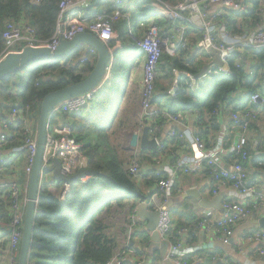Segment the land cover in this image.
Segmentation results:
<instances>
[{
  "label": "trees",
  "instance_id": "obj_1",
  "mask_svg": "<svg viewBox=\"0 0 264 264\" xmlns=\"http://www.w3.org/2000/svg\"><path fill=\"white\" fill-rule=\"evenodd\" d=\"M61 1L0 0V54L5 48L3 34L8 22H28L34 27L38 39L41 41L51 39L56 29ZM165 1L176 3L179 0ZM151 4L152 0H126L121 8L126 17L115 25L113 38L109 42V46L117 50L111 81L100 91L92 110L76 115L73 123L75 137L81 146L82 155L87 159L88 169L96 172L97 176L90 177L87 183L81 180L73 182L64 200L54 195L47 185L42 188L35 216L28 264H108L116 257L118 249L117 240L111 235L113 225L106 222L110 218V213L116 207L125 213L129 221L135 214L139 202L151 199L153 194H159L156 186L160 181L168 179V174L157 175L156 170L148 168H144V173L142 171L140 177L131 175L126 168L128 160L120 155L109 134L118 120L132 112L124 110L121 103V99L124 98L121 92L122 78L125 79L129 75L130 65L135 62V57L131 58L133 47L126 45L129 24L138 26L152 17L154 10ZM251 5L252 10L242 16V20L241 16L225 17L224 21L229 30L241 33L254 29L261 22L260 11L264 7H261L260 0L253 1ZM117 8V5L110 0L107 13L112 14ZM157 23L161 29V35L173 29V23L164 18L158 19ZM186 37L188 38L186 47L180 48L174 56L163 54L161 57L160 74L156 82L158 95L155 103L161 105L167 99L168 103L164 105L168 113L173 116L180 112L196 114V127L199 135L209 143H207L208 146H211L217 140V133L220 131L217 115L224 106H232L233 113L245 114L251 108L252 95L264 94V89L258 84L264 78V52L236 53L228 62L233 72L231 76L213 77L209 81L200 83L197 89L190 87L189 78L181 76L179 90L171 95L169 90L175 80L173 70L177 69L195 76L206 64L202 58L209 57L197 46L202 39L199 30H189ZM83 53L85 55V49L80 48L64 60L50 59L33 62L0 81V127L7 121L9 112L13 108L19 109L30 120L32 117L38 124L42 102L48 94L85 80L93 70L97 56L89 55L87 62L82 63ZM249 55H252L255 60L259 59L260 63L251 65ZM164 81H169V83H164ZM237 94L238 97H236ZM86 112L89 114L84 119ZM249 118H245V121L249 123L250 128L251 117ZM124 119L119 122L120 126H125ZM155 121L157 125L162 126L167 120L159 116L155 117ZM233 125H236L234 127L240 131V123L235 124L233 121ZM17 130H20V126ZM232 139L233 136L229 138V141ZM21 144V133L16 131V135L9 139L5 148L13 150ZM181 145L178 135L165 138L164 149L161 152L155 153L151 149H145L141 151L139 158L149 162L155 158L161 161L157 159L159 157L173 161L176 160L177 146ZM16 155L17 153L9 154L8 167L14 162V160L10 161V158ZM19 155L22 156L20 153ZM238 158L235 154L230 156V159ZM247 162L243 164L247 166ZM259 162L264 169V158ZM152 164L155 163L152 162ZM23 165L24 158H20L15 163L14 169V173L20 176L21 185L26 183ZM210 172L211 169L207 167L204 174L210 178ZM62 184V182L56 183L57 186ZM6 196L7 194L0 192L2 208L0 220L10 223L12 220L10 199L4 198ZM176 214L178 213L175 212L174 215ZM187 220L188 222H184L180 217L178 220L175 219L174 227L169 235L171 243L184 244L188 232L191 244L196 241L197 226L202 220L194 216ZM180 230L187 231V234L184 237L178 236L177 233ZM10 235L9 228H0V240L4 241V245L8 243ZM144 236L148 241L149 236L147 234ZM132 249L128 246L121 255ZM199 257L204 258V262H197ZM217 258L216 253L199 251L194 255L186 256L181 261L188 264H207L208 261L214 262ZM129 263L127 261L124 264Z\"/></svg>",
  "mask_w": 264,
  "mask_h": 264
},
{
  "label": "built area",
  "instance_id": "obj_2",
  "mask_svg": "<svg viewBox=\"0 0 264 264\" xmlns=\"http://www.w3.org/2000/svg\"><path fill=\"white\" fill-rule=\"evenodd\" d=\"M98 0H62L57 18L56 29L47 41L38 39L35 29L28 22L15 23L8 22L3 34L5 48L0 54V61L9 53L21 52L26 47L49 48L56 50L62 41H72L78 35L90 33L98 37L104 43H109L114 35L115 25L126 17L121 9L126 0H112L117 9L112 13H99L91 21L83 20V12ZM255 0H179L170 3L165 0H152L154 15L142 24V36L130 33L129 37L136 44L144 56L143 75L141 80V112L139 117L140 128L138 135L141 137L145 128L149 131V138L155 140L157 151L164 149L165 138L180 136L175 129L169 131L164 138L162 136V126L156 124L155 117H163L167 121L179 123L188 113H178L170 115L166 108L155 103L157 97L156 82L159 78V64L163 54L174 56L180 48L188 45L187 31L199 30L202 39L198 43V48L204 51L208 58V70L199 79L189 73L173 70L175 80L169 94L179 90V78L185 76L191 80L190 87L197 89L200 83L209 81L213 77L231 76L233 74L228 62L236 53L246 51L264 52V27L257 25L252 30L234 33L228 29L225 17L229 15L245 16L252 10L251 3ZM165 19L173 23V29L164 35L160 34L157 19ZM177 35L178 38L175 36ZM220 52L222 66L214 62V56L210 53L212 49ZM89 55H95V51L85 54L81 59L86 63ZM111 70V67H110ZM252 74V72H250ZM103 84L83 95L70 98L53 110L51 123L48 128L47 148L45 151V165H51L50 158H57L62 163V172L71 176L82 169H88L87 159L81 153V146L77 143L73 127L64 124L62 118L71 115H79L84 111L92 110L95 106ZM260 105L264 111V94L255 93L251 97L250 105ZM252 116L251 111L245 114H233V119L240 123L238 140L231 148L225 147V136L221 135L211 146L195 134L191 139L193 156L191 162L185 157H178L175 164L169 168H162L161 171L168 174L167 180L158 183L161 189L159 194H153L151 203L158 212V220L155 232L159 238L168 239L174 227V216L168 206L177 174L182 172L185 175H196L205 171L207 167L211 169L210 180L212 181V192L215 196H220L223 190H229L235 196L224 198L222 202L221 216H214L215 210L209 211L199 223L200 229L214 231L220 235L224 244H228L233 235L235 226L241 221L257 216L264 207V200L258 204L253 201L258 197L255 185L250 183V176L247 166L243 163L249 160L248 131L249 123L245 118ZM31 120L19 109L13 108L9 112L8 119L0 127V192L7 194L4 198L10 199V212L12 220L5 223L0 220V228H9L11 235L8 238L7 247L0 245L3 252L0 257V264H17L20 255V243L23 236L24 218L28 201V184L32 173L33 164L38 149L39 123L32 117ZM20 126V130L19 129ZM16 131L21 133V146L16 149H6L9 139L16 135ZM183 137V134H182ZM10 153H17L11 160V166H7ZM22 154V156L19 155ZM235 154L238 159H230ZM24 158L23 174L26 183L21 185L20 176L14 173L15 163ZM164 158H161V163ZM242 161V162H241ZM129 173L134 177H140L141 166L138 159L134 160L129 168ZM160 174L161 172H157ZM41 190L45 185L42 184ZM90 177L81 179L87 183ZM50 188V187H49ZM71 190V184L63 183L57 193L59 199L64 200ZM2 208L0 206V213ZM187 231L180 230L177 235L184 237ZM248 241L255 245L264 243V230L248 235ZM1 243L3 242L0 240ZM0 243V244H1ZM169 250L167 259L184 258L193 254L195 249L185 248L184 244H173L169 240ZM260 256L264 261V249L260 250ZM126 258H115L108 264H124ZM197 262H204V258L199 257ZM188 264V263H183ZM252 264V263H251Z\"/></svg>",
  "mask_w": 264,
  "mask_h": 264
},
{
  "label": "crops",
  "instance_id": "obj_3",
  "mask_svg": "<svg viewBox=\"0 0 264 264\" xmlns=\"http://www.w3.org/2000/svg\"><path fill=\"white\" fill-rule=\"evenodd\" d=\"M108 3H110V0L96 1L93 5L88 7L83 12V17H84L83 20L91 21L95 18L97 14L107 13ZM261 7L263 6L261 5ZM260 12H261V22L258 23L257 25L264 27V8ZM141 24L142 23L138 25L139 27L129 24V30H128L129 39L127 38L126 45H128L129 47L130 46L133 47V50L131 51V58L133 59L135 57V62H133V64L129 63L131 64L129 75H127L125 79L122 78L123 86L121 92L123 93L124 98L121 99V103L124 110L131 109L132 111H134L136 108V104L134 105V101L136 99L140 100L141 97V96L139 97V95H141V80L143 75V65L145 61H144V56L140 51L138 52L137 49L138 47L129 37L130 33H135L136 35L140 33L139 36H142V33L140 32L142 28ZM175 36L178 38L177 35ZM208 58L206 57L202 58L204 61H206L205 66L208 64ZM248 59L251 65L255 63H260L259 59L256 60L253 59L252 55H249ZM258 84L261 85V87L264 89V78L262 79V81H259ZM238 96L239 95L237 94L236 97ZM160 106L166 108L164 103H162ZM249 111H251L252 116L250 120L251 126L248 131L247 150L250 155V160L249 162H247V170L250 176V181H251L250 183L256 186L259 195L258 197L254 198L253 201H256L258 204H260L264 200V169L262 168L261 162H259L261 159L264 158V111L262 110V107L260 105H252V104ZM133 114L134 112L133 113L131 112V114H127L128 120L129 118L134 119ZM233 114L234 113L232 106H224L221 112L217 115L220 122V131L217 133V139L220 138L221 135H224L225 145L227 146L226 148H231L234 145V143L238 140L239 131L236 129V127H234L236 125H233V121H235L233 119ZM236 114H240V113H236ZM75 117L76 115L75 116L67 115L62 118V122L64 124H69L73 127ZM196 117H197L196 114L194 115L188 114L179 123L166 121L162 125V136L164 138L166 137V134L173 129H175L177 133L180 135L179 139L181 140L182 145L177 146L176 159L182 156L185 157V159H187L188 162H191L192 160L190 158L193 156L194 152L192 149V145L190 144L191 139L195 134L199 135L198 128L196 127ZM128 120H124V121L127 122ZM235 124H237L236 121ZM232 136L233 139L229 141V138H231ZM203 140L206 142L204 138ZM207 143L208 142H206V144ZM142 150L143 149L139 147V149H137L136 152L140 154ZM157 159H161V157ZM142 161H144V159H142ZM150 161H152L155 164L151 165L152 162L145 160L144 164L147 165L145 169L147 168L153 169L156 170L157 172L158 171L161 172L160 174L164 173L163 171H161L162 168L163 169L169 168L171 167V165L175 164L174 162L175 160L170 161V159H165V158L162 160L161 163H158V160H156V158ZM204 172L196 175H185L182 172L177 174L175 180V186L173 188L172 195L170 197L171 199L169 202L171 203L170 208L174 216V222L175 219L178 220V217H180L184 222L185 221L188 222L187 219L192 216H194L199 220H202L205 217V215L208 214L209 211L211 212V210H215V209L204 208L196 199L189 197L186 194L187 191H189L190 189H196L199 192V195L203 199H206L207 201H213L217 197L212 192V187H213L212 181L204 174ZM160 174L157 173V175ZM60 189L61 186H57V185H52V186L50 185L49 188V190L56 196ZM156 189L159 190V195H161L160 193L161 189H159L158 186H156ZM222 196L224 198H230V197H234L235 195L233 193H230V189L229 190L226 189L223 190ZM141 203H144L147 206V209H145V211L144 210L141 211L143 216L142 217L138 213V206H137L135 214L128 221L130 224L131 234H132L131 237L129 238L128 245L127 246L120 245V243H118L117 241L118 244L117 253H119V255H116V258L117 257L123 258L124 256L126 260L130 262L129 264H183V262L181 261L183 258L182 259L175 258L173 260L166 258L169 250V245H168L169 240L162 239L159 237H153V235L147 229L148 224L150 223L149 219L155 220V216L153 214L157 212V210L155 209V206L151 203L150 198L139 202L138 205H140ZM175 212L178 213L176 214V216L174 215ZM179 213L182 216L179 215ZM214 216L216 218H219L221 216V211L215 210ZM261 221H264V207L261 209V212L257 216L252 217L251 219L245 221H241L235 226L233 235L228 244H224L223 241L221 240L220 235H217L214 231L200 229L199 226H197L198 232L196 233L197 236L196 241L193 244H191L192 242L189 241L190 237H188L189 235L188 232L186 238L184 239L185 240L184 247L190 249L196 248L193 254L190 255H194L196 252L199 251H204L206 253H216L218 255V258L215 259L214 262H209V264H218V263L264 264L263 258L260 256L259 253L261 249H264V243L262 245H255L247 240L248 235L250 234L252 235L253 233L264 230V228L261 226L260 223ZM115 226L116 225L114 224V227ZM113 231L114 230L111 231L112 236H114ZM135 233H137V235ZM144 234H147L149 236L148 241L145 240ZM0 245L3 246L4 248L7 247V244L4 245V241ZM128 246L133 249L129 250L128 253H124V255H121V253L124 250H126ZM136 253H138L139 255H137ZM2 255L3 252L0 250V257H2Z\"/></svg>",
  "mask_w": 264,
  "mask_h": 264
},
{
  "label": "water",
  "instance_id": "obj_4",
  "mask_svg": "<svg viewBox=\"0 0 264 264\" xmlns=\"http://www.w3.org/2000/svg\"><path fill=\"white\" fill-rule=\"evenodd\" d=\"M80 48H84L86 54H90L91 51L96 52L97 60L93 70L85 80L48 94L42 102L41 115L39 119L38 149L28 184V201L24 218L20 255L17 264L29 263L35 216L40 200L42 176L46 173H52L53 179L56 183L62 182L69 184L79 181L87 176H97V173L90 169H82L71 176L65 175L62 172V163L57 158H50L49 162L51 165L46 166L45 151L47 148L48 128L51 123L53 110L58 105L70 98L90 92L102 84L105 86L110 83L112 78V68L117 56V50L115 48H111L109 43H104L95 35L84 33L78 35L72 41H62L60 46L54 51L49 48L26 47L21 52L9 53L0 61V81H2L9 75L20 71L33 62L50 59L64 60L71 57ZM210 53L215 57V64L222 66L223 62L220 59V52L214 48L210 51ZM207 70L208 65H206L204 69L195 76V79H199L207 72ZM174 94L175 92L173 91L171 95ZM130 146L133 149L140 146L143 150L151 149L155 153L157 152L155 140H151L149 138V131L147 128H145L141 137H139L136 133L132 135ZM186 194L189 197L196 199L204 208L220 210L223 212L222 202L224 197L222 195L217 196L213 201H207L199 195V192L196 189H190ZM168 206L171 207V203H168ZM145 209H147V206L144 203L138 205V213L140 216H142L141 211H145ZM153 215L155 216V220L149 219L150 223L148 224L147 229L153 237H159L155 232L158 212H155ZM260 223L264 228V221H261ZM209 262L211 261H208L207 264H209Z\"/></svg>",
  "mask_w": 264,
  "mask_h": 264
},
{
  "label": "rangeland",
  "instance_id": "obj_5",
  "mask_svg": "<svg viewBox=\"0 0 264 264\" xmlns=\"http://www.w3.org/2000/svg\"><path fill=\"white\" fill-rule=\"evenodd\" d=\"M261 1V5L264 7V0H260ZM162 19V18H161ZM158 20V19H157ZM83 56V57H82ZM81 59L84 58V53L82 54ZM173 74V73H172ZM164 83H169V81H164ZM157 91V88H156ZM208 93V92H207ZM243 94V93H241ZM140 97V95H139ZM164 103H168V100L165 99ZM136 104V108L134 111H132L131 109L130 112L132 111L133 117L129 118L128 120V115H124L120 120H118L116 122V125L114 127V129H112L110 131V137L112 142L114 143V145L118 148L120 155L124 158L128 160V163L126 164V168L127 170H129L131 164L133 163L134 160L138 159V162L141 166V171L143 169V173H144V168H146V165L144 164V161L140 160L139 158V154L136 152L137 149H139V147L133 149L130 146V141H131V137L133 134H138V130L140 128L139 125V117H140V112H141V97L140 100L136 99L134 101V105ZM89 113H84V119L87 118ZM131 114V113H130ZM125 117V119H124ZM76 119V118H75ZM124 119V120H128L125 123V126H120L119 122ZM128 127V128H127ZM144 132V131H143ZM152 165V163H151ZM142 174V173H141ZM42 184L43 185H47L48 187H50V185H56V182L53 179V174L52 173H46L44 174V178L42 180ZM128 218L126 217L125 213L122 211H119V209H117L116 207L113 209V211L110 213V218L108 221H106L109 225H116L114 227V236L117 239L118 243H120V245H124L127 246L128 242H129V238L131 237V228H130V224L127 220ZM116 255H119V253H117ZM124 257V256H123ZM120 257H115L116 259H119Z\"/></svg>",
  "mask_w": 264,
  "mask_h": 264
},
{
  "label": "clouds",
  "instance_id": "obj_6",
  "mask_svg": "<svg viewBox=\"0 0 264 264\" xmlns=\"http://www.w3.org/2000/svg\"><path fill=\"white\" fill-rule=\"evenodd\" d=\"M20 247H21V245H20Z\"/></svg>",
  "mask_w": 264,
  "mask_h": 264
}]
</instances>
